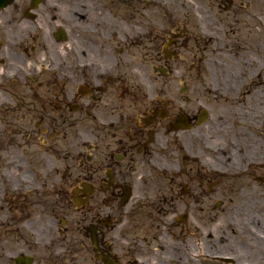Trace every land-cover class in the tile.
<instances>
[{"label":"flooded vegetation","instance_id":"1","mask_svg":"<svg viewBox=\"0 0 264 264\" xmlns=\"http://www.w3.org/2000/svg\"><path fill=\"white\" fill-rule=\"evenodd\" d=\"M248 3L0 0V264H264Z\"/></svg>","mask_w":264,"mask_h":264},{"label":"rangeland","instance_id":"2","mask_svg":"<svg viewBox=\"0 0 264 264\" xmlns=\"http://www.w3.org/2000/svg\"><path fill=\"white\" fill-rule=\"evenodd\" d=\"M238 1L249 2L248 4L250 10H253L254 8L258 9V7L260 8L261 6H264L262 0H236V2Z\"/></svg>","mask_w":264,"mask_h":264}]
</instances>
